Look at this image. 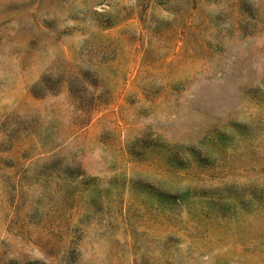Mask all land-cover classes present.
<instances>
[{
    "label": "rangeland",
    "instance_id": "1",
    "mask_svg": "<svg viewBox=\"0 0 264 264\" xmlns=\"http://www.w3.org/2000/svg\"><path fill=\"white\" fill-rule=\"evenodd\" d=\"M0 264H264V0H0Z\"/></svg>",
    "mask_w": 264,
    "mask_h": 264
}]
</instances>
